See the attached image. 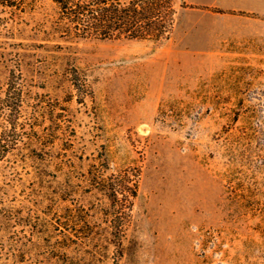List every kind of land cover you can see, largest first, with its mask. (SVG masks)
Returning a JSON list of instances; mask_svg holds the SVG:
<instances>
[{
  "label": "rangeland",
  "instance_id": "rangeland-1",
  "mask_svg": "<svg viewBox=\"0 0 264 264\" xmlns=\"http://www.w3.org/2000/svg\"><path fill=\"white\" fill-rule=\"evenodd\" d=\"M174 3L161 42L0 3V264H264V13Z\"/></svg>",
  "mask_w": 264,
  "mask_h": 264
},
{
  "label": "trees",
  "instance_id": "trees-1",
  "mask_svg": "<svg viewBox=\"0 0 264 264\" xmlns=\"http://www.w3.org/2000/svg\"><path fill=\"white\" fill-rule=\"evenodd\" d=\"M57 5L58 17L53 24L55 36L65 39L118 38L161 42L169 37L177 22L174 0H51ZM27 0H0L13 11L25 9ZM77 84L82 74L72 73ZM89 91L86 90L87 94ZM106 186L117 216L126 213L138 193V180L126 170L114 175ZM112 225L117 236L123 224Z\"/></svg>",
  "mask_w": 264,
  "mask_h": 264
},
{
  "label": "crops",
  "instance_id": "crops-1",
  "mask_svg": "<svg viewBox=\"0 0 264 264\" xmlns=\"http://www.w3.org/2000/svg\"><path fill=\"white\" fill-rule=\"evenodd\" d=\"M200 4L216 5L225 11L264 13V0H196Z\"/></svg>",
  "mask_w": 264,
  "mask_h": 264
}]
</instances>
